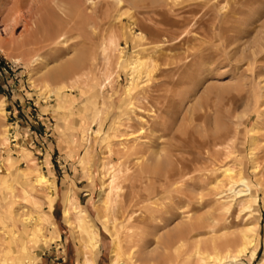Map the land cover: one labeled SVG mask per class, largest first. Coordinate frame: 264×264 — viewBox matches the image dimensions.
I'll list each match as a JSON object with an SVG mask.
<instances>
[{"label":"rangeland","instance_id":"rangeland-1","mask_svg":"<svg viewBox=\"0 0 264 264\" xmlns=\"http://www.w3.org/2000/svg\"><path fill=\"white\" fill-rule=\"evenodd\" d=\"M34 20L30 49L24 34ZM41 33L49 39L40 42ZM132 58L135 66L127 65ZM262 101L264 0H0V264H108L111 250L112 264H132L127 254L135 248L98 217L107 176L101 164L129 145L171 147L186 158V134L220 130L228 112L230 153L213 179L183 176L168 192L155 186L141 202L147 220L131 230L141 231L132 241L165 256L164 264H264V191L254 187L246 137L252 122L256 133L264 126ZM124 102H137V111ZM155 110L163 111L161 125ZM154 166L161 168L159 159ZM235 173L248 196L236 197L242 187L218 178ZM184 218L200 224L184 241L155 248ZM78 221L93 235L86 245L73 230ZM240 233L250 245L239 254ZM204 254L233 258L204 262Z\"/></svg>","mask_w":264,"mask_h":264},{"label":"bare ground","instance_id":"bare-ground-1","mask_svg":"<svg viewBox=\"0 0 264 264\" xmlns=\"http://www.w3.org/2000/svg\"><path fill=\"white\" fill-rule=\"evenodd\" d=\"M83 1L89 3V0H83ZM30 24H31V27L27 28L28 30H26L24 35H25L26 41L28 42V43L26 42V44L28 45V48L34 49L33 47L35 44L33 42L34 40H33L32 36L34 34H36L37 29H39L38 28L39 23L34 20V22L32 21ZM34 36H36V35H34ZM37 36H40V35L37 34ZM106 36H108V34ZM25 38H24V40H25ZM47 38L49 39V37H47ZM47 38H45V34L43 35L41 33L39 40H40V42H44ZM106 41L108 42V39H106L105 42ZM108 44H109V42H108ZM101 49L99 50V54H102ZM251 54H252L251 51H248L247 55L251 56ZM35 57L36 56H33V60ZM135 61L136 60L134 58H132L129 60L127 65H134L135 66V64H133ZM136 65H137V63H136ZM148 67H150V66L144 65L142 73L145 72L144 71L145 68L147 70ZM126 68L128 69V67H126ZM129 69H131V66H129ZM130 71L131 70H129L128 72H130ZM65 72L68 73L67 75L72 74L71 73L72 71L69 68H66ZM134 72H135V70H134ZM127 77H128V75H127ZM76 78L77 77H74V76L72 78L70 77V82L73 83L76 80ZM127 85H128V83H126V85L123 86L124 92L126 91ZM140 98H142V97H140ZM136 103L135 102H124V108L127 106L133 107L134 105H136ZM262 103L264 106V101H262ZM154 104H156V103H154ZM159 104H160V102L158 103V105ZM132 109L135 110L136 108L134 109V107H133ZM128 111L126 110L123 113H126ZM136 111H137V109H136ZM244 111H245V109H243L240 113L243 115ZM159 112H161V113H159ZM159 112H156V110L153 112V117L155 118V120L153 121L151 119V121H153L155 125H161L160 124L161 120H159V118L161 115H163V111L161 110ZM134 113L131 112V115ZM127 116L129 117V115H127ZM232 119H233V115L230 114V112H228L224 115V120L221 124L220 130H217V131L212 130V131H210V133L208 135H203V136H200L198 138H195L194 136H192L190 134H186L185 141H186L187 145H186V150H183L185 153L189 154L188 156H186V158L174 157L173 154H171V152L173 151V149L171 147H169L167 149L166 153H164V152L162 153L161 151L159 153V152H157L158 150L152 149L149 151H145L146 149L144 150V149L140 148L139 146H130L129 145L128 147H125L122 150H119V148H118V151L112 150V152L109 153V155H111L112 163H108L107 162L108 160H106V159L103 161L101 166H104L103 168L107 169V176H105L106 177V182H105V186H104L105 190L102 193V198H103L102 200L103 201H102V205H101L102 208L100 210L101 213L99 214L98 217H102L103 219L107 220L108 225L112 230H117V231L119 230L118 232L116 231L117 234H119V237L126 238L127 242L129 243L127 245V249L128 248L130 249L133 247L135 248V251L127 254V256H129V258L131 259L132 264H153L152 263L153 261H154V264H155V262H156V264H162V263L164 264V262L166 261L165 256L159 258L158 253H154V252L151 253L149 250H145V249L142 250L141 248L139 249L133 243L134 241H132L133 235H136L135 232H137V234L141 233L140 230L144 229L143 222L145 220H147V213H142L143 211H145L146 208L142 207L141 202H147V199H148L147 195L148 194L153 195V192L155 191V189H154L155 186L160 187L163 190H166L168 192V190H170L171 186H174L176 184V187H177L179 184H181L180 178H182L183 176L194 175L196 177L199 174H205L203 176L201 182H203V181L210 182V180L213 179L212 171L217 169V168H215V166L218 167V166H220V164L222 165L223 164L222 162L227 157V155L230 153L229 149L231 147L230 144H231V140L233 138V133H231V131L229 133L228 131L231 130V128L233 127ZM122 121H124V120H122ZM252 123L248 126V128L246 130L247 147H248V149H247V157L248 158L247 159L249 160V163L251 162L253 164V165L251 164V167H250L251 168L250 170H252V171L254 170L253 176L256 175L254 187L261 188V189H263L262 191H264V126H263L261 132L256 133V131H255L256 129L253 126L254 123L253 124ZM262 123L264 125V121ZM124 124H126V123H124ZM125 129H126V127H125ZM160 130H161V127H160ZM182 138H184V137L182 136ZM253 138H255L256 142L258 140L262 145H258L257 143H255L253 141ZM133 139H135V138L133 137ZM130 141H131V139H130ZM158 159L160 160V165H161V168H159V169L155 168V166H154L155 161ZM221 172H225V170H221ZM236 174L237 173L234 174V177H230L229 174H224V175L219 174L218 178H221L222 180H224L225 184L231 182V183L238 184L239 188L242 187L241 190L234 191L231 194L239 193L238 195L236 194L237 195L236 197H240V196L242 197V196H246V195L248 196L249 191H248L247 187L245 186L244 181L241 178L239 179V177H236L235 176ZM195 179H194V182L196 181ZM238 179H239V181H238ZM40 181H41V177H39L38 175H35L33 177V182L39 183ZM213 181L218 182L215 180H213ZM189 186H190V184H189ZM218 186H219V184L218 185L216 184L215 187H218ZM179 191L180 190L178 188H175V189H173L172 192L176 193ZM205 194L213 195L214 193H211V189L208 188L205 190ZM250 194H251L250 200H252L254 197V195H253L254 194V188L251 190ZM167 198L169 199L170 196H167ZM232 198H234V196ZM70 200L71 199L68 198V199H64L62 202V209L60 212L62 217H64L66 215L65 211L67 210L68 206H71ZM40 217H41V219H45L44 214H40ZM40 217H38V218H40ZM199 224H200V221L198 219L190 222L189 219L184 218L183 221L177 222L172 227H170L169 230H167L163 235L161 234L162 236H158L157 240L155 239L156 240V243L154 244L155 248L163 251L164 249L168 248L172 244L174 245V244H177L179 242L184 241L186 238V235H188L187 233H189V231L191 229H193L194 227H196ZM136 225H138V226L142 225L143 228L141 226H139V227H141L140 230L134 231V233L131 232V230L133 228L134 229L137 228ZM137 229H139V228H137ZM73 230L75 231L78 240L82 236L83 240L82 239H80V240L84 243V245L89 243V241L91 240L92 233L90 231H86L85 228L83 227V225L81 224V222H79V221L76 222L75 226L73 227ZM83 230H85V232H83ZM245 231L250 232V230H245ZM246 237L247 236H244L243 234L240 233V238H239L240 242L238 243L237 248L234 250L235 253L239 252V254H240V251L244 247L250 245L249 240ZM115 242H117V241H114L112 247L116 246ZM109 252H110V254H109L108 264H112V260L110 258L112 255V250ZM203 257H204V262H207V261H209L208 259L211 256L209 257L207 254H204ZM219 258L220 259H224V258L227 259L228 258L227 260L229 261V260H232L233 255L229 256L227 254H222L219 257H215L213 255L210 259L213 262H217L219 260ZM82 260H83V262L81 261L82 264H89V263H87L86 259H82ZM199 260H201V259H199ZM206 264H208V263H206ZM218 264H220V263H218Z\"/></svg>","mask_w":264,"mask_h":264}]
</instances>
